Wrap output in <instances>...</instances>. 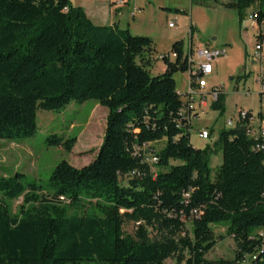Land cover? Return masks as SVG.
I'll use <instances>...</instances> for the list:
<instances>
[{
  "label": "trees",
  "instance_id": "1",
  "mask_svg": "<svg viewBox=\"0 0 264 264\" xmlns=\"http://www.w3.org/2000/svg\"><path fill=\"white\" fill-rule=\"evenodd\" d=\"M222 4L264 19V0ZM152 44L128 28L95 24L70 0H0V139L34 135L40 109L88 99L108 109L89 164L63 160L46 185L25 183L20 172L0 176V264H264V151L245 121L196 148L174 78L190 68L182 42L172 46L175 61L163 55L159 75L144 58ZM211 107L225 109L222 87ZM49 142L71 151L77 137ZM125 221L137 224L134 234ZM221 224L236 243L233 259L207 257Z\"/></svg>",
  "mask_w": 264,
  "mask_h": 264
},
{
  "label": "rangeland",
  "instance_id": "2",
  "mask_svg": "<svg viewBox=\"0 0 264 264\" xmlns=\"http://www.w3.org/2000/svg\"><path fill=\"white\" fill-rule=\"evenodd\" d=\"M70 1L75 6H88L87 0ZM137 1L138 7L143 9L135 18H130L131 23H135L130 32L153 40L151 51L146 52L151 61L147 66L151 75L163 73L164 60L159 59V56L171 54L176 41L182 42L185 54L189 52L191 42L197 44L213 41L218 47H225L227 50L225 58L214 61L212 76L207 77L205 92L208 104L201 105L199 96L194 95L196 110L193 113L197 114L190 119V138L196 148L212 145L221 129L236 126L240 111L255 114L264 111V93H261L258 81L264 78V58L260 60L254 56L256 29L251 25L246 28L249 22L245 17L241 18L236 10L224 6L222 0ZM129 15L126 12L127 18ZM170 22L174 26H170ZM170 60L175 61V58L170 56ZM174 78L181 99L187 102L191 90L190 68L186 71L178 70L174 73ZM213 84L221 86L225 94L223 111L211 107L213 101L209 92ZM107 114V107L96 99L74 100L60 111L40 109L37 113V132L34 135L0 139V176H12L20 172L26 175L25 183L37 181L46 185L54 168L63 160L79 168L89 164L96 158L102 144ZM229 120H233V126L228 125ZM95 126H98V130H95ZM202 129L209 130L208 139L199 137L198 133ZM53 135H58L63 141L76 136L77 142L71 151H67L64 144L49 142ZM164 144L165 141L162 140L155 143V147L159 149ZM222 162L223 153L220 151L211 160L213 177ZM122 182L126 184L127 179ZM22 202L23 197L12 201L14 213L18 212ZM136 226L134 221H125L123 229L127 234H134ZM188 226L190 227V223ZM215 232L218 241L207 257L213 260L233 259L236 243L227 234V226L216 225ZM151 235L154 236L155 232ZM174 263V259L166 261V264ZM241 264H247V261Z\"/></svg>",
  "mask_w": 264,
  "mask_h": 264
},
{
  "label": "built area",
  "instance_id": "3",
  "mask_svg": "<svg viewBox=\"0 0 264 264\" xmlns=\"http://www.w3.org/2000/svg\"><path fill=\"white\" fill-rule=\"evenodd\" d=\"M124 0H120L119 3H123ZM249 19L251 20V26L257 29L256 33V46H255V58L260 60L263 59L262 57V49L264 45V19L259 21L257 15L253 12L248 14ZM170 26H174L173 22H170ZM172 58L177 57L176 52H172L170 54ZM188 59L191 71V82L194 81L197 83V87H191V90L188 94V100L185 102V107L182 112H187L189 119L197 113H193L196 110L194 105L195 97L194 95L197 94L199 96V102L201 105L206 106L208 104V99L206 96L205 88L208 86L207 77L212 75L214 70V61L219 60L223 57L227 56V50L223 47H216V46H207L204 44L200 45H193L190 44L189 52L185 54ZM160 59L163 60V56H160ZM193 64L195 66L193 67ZM259 82L261 83L262 90L264 91V78H260ZM221 92V86L213 85L210 89V94L212 97V101L218 99L219 94ZM238 120L246 122V133L249 137L255 139L256 143L254 148L256 150H263L264 151V121L260 120L256 115L249 111H240ZM229 126H233V120L228 121ZM200 138L208 139L210 136L208 129H202L198 133ZM149 161L154 163L158 160V158L153 155L149 154ZM132 174H136V171H133ZM255 258V257H254Z\"/></svg>",
  "mask_w": 264,
  "mask_h": 264
},
{
  "label": "crops",
  "instance_id": "4",
  "mask_svg": "<svg viewBox=\"0 0 264 264\" xmlns=\"http://www.w3.org/2000/svg\"><path fill=\"white\" fill-rule=\"evenodd\" d=\"M87 2H88L87 8L84 5H80V6H82L85 9L87 15L92 19V21L95 24L97 25H116L122 29L128 28L130 31L133 29L134 24H135V23L133 24L131 23L130 18H135L136 14L140 12L141 9H143V8L138 7L139 2L137 0H133V1L124 0L123 3H119L120 0H91L90 2L87 0ZM126 12L130 13L128 17L129 19L127 18V16H125ZM245 18L247 19L246 21L249 22L248 25L246 26V28H248L251 25V20L249 19L248 15H246ZM255 31H256L255 32V35H256L257 29ZM200 44L218 47L213 41H207L204 43L198 42L197 44H193V45L196 46ZM261 53H262V57L264 58V45H263V49ZM144 58L145 59L148 58L146 53L144 54ZM159 59H160V56H159ZM165 70H166V65L165 63H163L162 72H164ZM211 76L212 75H210V77ZM190 85H191V82H190ZM260 90H261V93H264V91L262 90V86L260 87ZM252 113L256 115L258 118H260V120L264 121V111L263 110L259 111L257 114H255L254 112ZM239 122L240 121L237 120V123Z\"/></svg>",
  "mask_w": 264,
  "mask_h": 264
}]
</instances>
